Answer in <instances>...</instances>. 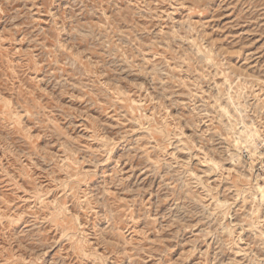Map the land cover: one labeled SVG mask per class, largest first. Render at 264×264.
I'll return each mask as SVG.
<instances>
[{"label":"rangeland","instance_id":"1","mask_svg":"<svg viewBox=\"0 0 264 264\" xmlns=\"http://www.w3.org/2000/svg\"><path fill=\"white\" fill-rule=\"evenodd\" d=\"M0 264H264V0H0Z\"/></svg>","mask_w":264,"mask_h":264}]
</instances>
